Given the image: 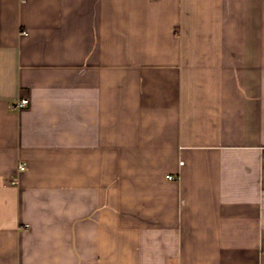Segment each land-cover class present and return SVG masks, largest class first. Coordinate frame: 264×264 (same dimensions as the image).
<instances>
[{
  "label": "crops",
  "instance_id": "obj_1",
  "mask_svg": "<svg viewBox=\"0 0 264 264\" xmlns=\"http://www.w3.org/2000/svg\"><path fill=\"white\" fill-rule=\"evenodd\" d=\"M0 264H264V0H0Z\"/></svg>",
  "mask_w": 264,
  "mask_h": 264
},
{
  "label": "built area",
  "instance_id": "obj_2",
  "mask_svg": "<svg viewBox=\"0 0 264 264\" xmlns=\"http://www.w3.org/2000/svg\"><path fill=\"white\" fill-rule=\"evenodd\" d=\"M29 100L28 98H23L21 100H19L16 104L17 107H23L25 106L26 104H28ZM20 169H25V166L24 165H21L20 166ZM173 176H170V178H172Z\"/></svg>",
  "mask_w": 264,
  "mask_h": 264
}]
</instances>
